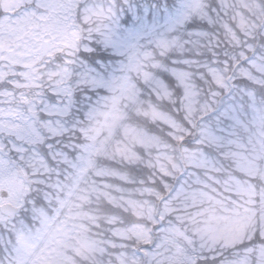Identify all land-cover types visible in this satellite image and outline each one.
<instances>
[{
  "label": "snow or ice",
  "instance_id": "6c2138e0",
  "mask_svg": "<svg viewBox=\"0 0 264 264\" xmlns=\"http://www.w3.org/2000/svg\"><path fill=\"white\" fill-rule=\"evenodd\" d=\"M0 264H264V0H0Z\"/></svg>",
  "mask_w": 264,
  "mask_h": 264
}]
</instances>
